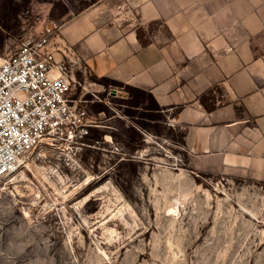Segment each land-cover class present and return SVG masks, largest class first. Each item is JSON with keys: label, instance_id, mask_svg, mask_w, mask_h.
<instances>
[{"label": "rangeland", "instance_id": "374dc122", "mask_svg": "<svg viewBox=\"0 0 264 264\" xmlns=\"http://www.w3.org/2000/svg\"><path fill=\"white\" fill-rule=\"evenodd\" d=\"M102 1L0 0V31H22L0 54ZM77 80L97 126L89 145L44 142L0 178V264H264V183L192 171L183 129L150 95L131 106L88 72Z\"/></svg>", "mask_w": 264, "mask_h": 264}, {"label": "crops", "instance_id": "0c3cea01", "mask_svg": "<svg viewBox=\"0 0 264 264\" xmlns=\"http://www.w3.org/2000/svg\"><path fill=\"white\" fill-rule=\"evenodd\" d=\"M122 1L136 24L104 0L54 30L56 59L150 92L183 129L192 171L263 184L264 0ZM210 91L222 102L212 111L199 100Z\"/></svg>", "mask_w": 264, "mask_h": 264}, {"label": "built area", "instance_id": "2783aa9c", "mask_svg": "<svg viewBox=\"0 0 264 264\" xmlns=\"http://www.w3.org/2000/svg\"><path fill=\"white\" fill-rule=\"evenodd\" d=\"M54 30L27 37L0 54V178L12 173L27 153L46 143L82 148L96 127L82 97L74 98L79 58L57 60ZM118 94V90L115 92Z\"/></svg>", "mask_w": 264, "mask_h": 264}, {"label": "trees", "instance_id": "16d2710c", "mask_svg": "<svg viewBox=\"0 0 264 264\" xmlns=\"http://www.w3.org/2000/svg\"><path fill=\"white\" fill-rule=\"evenodd\" d=\"M161 24V21L156 20L150 24V29L149 32H151V29L153 25H159ZM16 27V25H15ZM22 31L19 29L15 30L13 28H6L0 31V37L2 38L1 44L4 43V40L6 39L7 35L10 36H15L17 37L18 35H21ZM137 38L140 41L142 45H148L151 43V39L147 32L143 28H138L137 29ZM95 81L101 85H103L106 89L111 88V89H117V90H122L126 93H128V96L126 98H120V101L122 102H127L131 106H139L143 102V97L144 95L148 94L150 95L153 99L154 97L150 92L144 91L142 89L132 87L129 85H126L120 81H116L107 77H101V78H94ZM221 92V90H219ZM155 100V99H154ZM201 104L209 111L215 110L216 108L222 106V102L218 104L216 97L211 95L210 92H206L202 94L199 98ZM156 102V101H155ZM157 104V103H156ZM157 106L159 107L160 110H165L164 108L160 107L158 104ZM183 145H184V133H183Z\"/></svg>", "mask_w": 264, "mask_h": 264}, {"label": "water", "instance_id": "95a60500", "mask_svg": "<svg viewBox=\"0 0 264 264\" xmlns=\"http://www.w3.org/2000/svg\"><path fill=\"white\" fill-rule=\"evenodd\" d=\"M117 90L116 89H113V92H116Z\"/></svg>", "mask_w": 264, "mask_h": 264}]
</instances>
